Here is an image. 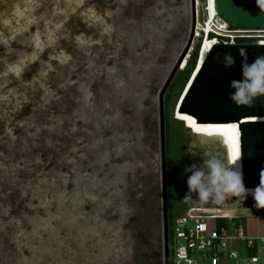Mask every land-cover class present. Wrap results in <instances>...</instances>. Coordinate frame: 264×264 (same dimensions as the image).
<instances>
[{
  "label": "rangeland",
  "instance_id": "374dc122",
  "mask_svg": "<svg viewBox=\"0 0 264 264\" xmlns=\"http://www.w3.org/2000/svg\"><path fill=\"white\" fill-rule=\"evenodd\" d=\"M73 1L0 0V264H163L161 176L155 177L135 158L143 161L144 154L152 156L157 151L155 155L161 159L160 102L165 112L180 67L169 78L192 31L172 42L166 62L157 63L149 73L151 86L144 92V87L133 90L132 97L140 96L135 100L139 105L152 100L149 113L155 114L150 124H137L145 150L129 152L133 159L129 165L111 153L118 141L111 140L108 147L99 142L101 134L95 124L110 118V108L108 102H101L99 108L91 91L95 82L102 81L105 86L116 68L112 55L116 27L95 10V16L85 17L87 0H79L78 5ZM159 47L151 50L147 45L139 50L145 57L151 52L150 58H145L147 65L156 64ZM188 58L187 54L184 61ZM184 61L181 67L186 66ZM157 83L154 92L152 86ZM186 84L179 82L170 94L174 118L170 122V156L175 172L170 204L168 196L171 254L179 243L175 220L186 214L189 200L193 206L239 214L234 222L242 223L247 235L264 236V210L254 206L252 195L230 197L217 204L211 199L202 203L198 193L189 192L187 180L192 173L186 169L202 167L209 156L226 163L231 149L237 147L242 171L243 164L239 122L175 120ZM157 182L158 188L151 189ZM143 188L155 195L147 207L149 215L145 214L141 223L145 232L141 236L132 230L124 238L118 222L129 216L135 204L134 189ZM188 195L190 199L185 200ZM121 204L129 213L119 211ZM93 220L104 233L99 242L89 229L81 231ZM103 223L112 230H105ZM114 234L115 244L123 246L109 250L106 245ZM242 252L247 250L242 248ZM258 254L264 256V248Z\"/></svg>",
  "mask_w": 264,
  "mask_h": 264
},
{
  "label": "flooded vegetation",
  "instance_id": "af4514ba",
  "mask_svg": "<svg viewBox=\"0 0 264 264\" xmlns=\"http://www.w3.org/2000/svg\"><path fill=\"white\" fill-rule=\"evenodd\" d=\"M73 2H76L75 5H78L80 1L74 0ZM87 2L88 6L84 10L85 17L89 16V18H91L95 16L96 14L93 11L95 10L96 13L108 17L109 24L112 23V25H114L117 30L116 37L114 38L116 42V48L112 54L114 58L113 66L116 68L110 72V77L108 78L109 82H107L106 79L107 84L105 86H103L102 81H99L98 85L95 82L91 88L98 107L102 103L108 102V107L110 108V111L107 112L110 118L103 119L101 122H96V131H99L98 135L101 134L99 137L101 138L99 142L103 143L106 147H108L107 143L111 140L118 141V143H116L114 146V150H112L113 148H110L112 151L111 153H117L119 159L121 158L124 162H128L129 165H131L133 164V159L131 160V158L128 156V153L133 151L135 148L136 150H145V148L142 146V142H140L142 135L140 136L136 132V129L138 128L137 124L139 122L150 124V120L154 121L153 114H155V111L152 113V115L149 113V111L152 110V100L150 99L148 100V104L144 105L143 103V105L140 104V106L139 101L135 102V100H138V97L140 96L135 95V97H132L134 94L133 90L144 87V92L145 88H149L151 86V82H148L147 80L152 81L150 78H148L149 73L154 71V67H156L157 63L166 62L167 53L168 51L172 50V42H174L179 37H184L189 30H193V0H87ZM258 40V38H248L240 39L239 42L246 41V43H248L247 41H252L251 43H254ZM147 45H150L151 50L160 46L159 50L161 53L158 54L157 60H155L156 64L154 66H149L147 65V62H145V58H150L151 52L149 53L150 55L147 54L146 57L139 54V50ZM105 74L108 75L107 71ZM163 76H165V72ZM159 85L160 83H157L155 86H152L154 92L155 87ZM136 115L138 117H136ZM126 139H129V141H126ZM160 151V160L158 156L156 157L155 152L157 151H155L153 152L154 155L152 156L149 152L144 154L143 161L141 158H135V161L141 166H145L150 169L155 177L159 178V176H161L162 181V143ZM170 153L171 151L168 150L166 136L165 166L167 174V192L169 191L168 165L173 164ZM128 169L129 167L127 170ZM157 185L158 182L154 183L151 185V189L158 188ZM134 193H136V195L132 197V200L135 201V204L132 205L133 208L131 209L130 213L129 210L126 209V205L124 206L121 204V206H118L119 211L123 210L124 212L129 213V216H127L126 219L123 216V218H121L122 221L118 222V227L120 226L122 228V232H119V234H122L124 238H127L129 236V231L132 230L143 236L145 229L141 223H143L145 220V216L149 215V213L146 212L150 200L152 201L153 198L155 199V195L153 196L148 192V190H145L144 188L142 190L134 189ZM132 195L133 192L131 196ZM122 206L124 207L122 208ZM77 219L79 218L77 217ZM77 221L75 222L77 223ZM122 222H125V226L121 224ZM102 227L105 230L110 229L108 224L105 223L102 224ZM87 229L93 232V234L98 238V242L101 236L104 235V233H102L98 227L97 222L94 220L89 225H86V229L81 228V231L85 232ZM138 239H140V237ZM108 241L110 243H108L106 247L109 250H111L110 247H115L114 245L118 247L121 244V246H123L122 243L115 244L117 241L116 234H114L113 239ZM170 244L169 231V259L171 264L173 260V254H171ZM117 249L119 252H122V248ZM163 264H165V259H163Z\"/></svg>",
  "mask_w": 264,
  "mask_h": 264
},
{
  "label": "water",
  "instance_id": "95a60500",
  "mask_svg": "<svg viewBox=\"0 0 264 264\" xmlns=\"http://www.w3.org/2000/svg\"><path fill=\"white\" fill-rule=\"evenodd\" d=\"M218 13L234 28H264V8L258 0H216ZM196 24L195 0H193V30L185 49L181 53L173 73L181 66L194 37ZM246 53V61L251 64L257 56L264 55V44L237 43L216 44L208 52L204 64L195 76L192 74L186 89L192 80L182 100L181 111L190 114L197 122H239L242 144V164L244 183L247 188H255L264 170V96L257 98L251 107L237 106L229 98L235 90L229 85L231 80L242 79V62L240 50ZM230 53L235 57L231 68L224 67V55ZM194 76V78H193ZM193 78V79H192ZM185 89V90H186ZM185 92V91H184ZM163 92L161 94V97ZM177 110L179 108L177 107ZM161 143L163 155L162 196H163V244L165 264L169 259V221L167 174L165 166V115L161 101L160 113ZM190 129V127H188Z\"/></svg>",
  "mask_w": 264,
  "mask_h": 264
},
{
  "label": "built area",
  "instance_id": "2783aa9c",
  "mask_svg": "<svg viewBox=\"0 0 264 264\" xmlns=\"http://www.w3.org/2000/svg\"><path fill=\"white\" fill-rule=\"evenodd\" d=\"M195 7L197 19L193 42L197 43L188 53V60L200 43L199 61L207 40L212 47L237 44L240 39L248 38H258L256 43L264 44V28L232 27L217 10H211L210 0H196ZM197 62L192 74L197 70ZM184 68L180 66L181 70ZM239 217V214L228 216L214 208L190 207L185 215L175 220L174 234L179 243L172 253L171 264H264V256L258 254L264 248V236L247 235L244 225L234 222ZM242 248L247 252H242Z\"/></svg>",
  "mask_w": 264,
  "mask_h": 264
},
{
  "label": "clouds",
  "instance_id": "9594fccd",
  "mask_svg": "<svg viewBox=\"0 0 264 264\" xmlns=\"http://www.w3.org/2000/svg\"><path fill=\"white\" fill-rule=\"evenodd\" d=\"M258 4L264 8V0H258ZM240 56L243 57L242 79L231 80L229 86L235 91L230 93L229 98L238 107H251L257 98L264 96V55L257 56L251 64L247 63L243 49ZM223 63L225 68H231L235 64V57L226 53ZM177 120L183 122L182 119ZM240 161V151L232 148L226 163L216 156H209L204 159L202 167L192 165L187 168L186 171L192 173L187 180L189 192L198 193V200L202 203L211 199L217 204L230 197L246 199L252 195L254 206L264 209V170L261 171L258 185L252 189L246 188ZM187 199H190L189 195L185 197Z\"/></svg>",
  "mask_w": 264,
  "mask_h": 264
},
{
  "label": "trees",
  "instance_id": "16d2710c",
  "mask_svg": "<svg viewBox=\"0 0 264 264\" xmlns=\"http://www.w3.org/2000/svg\"><path fill=\"white\" fill-rule=\"evenodd\" d=\"M211 35H214V34H211ZM199 46H200V43H198L197 44V46H196V48H195V50L193 51V53H192V55H191V58L188 60V63H187V65H186V67L184 68V69H182L181 70V74L178 76V78H177V82H175L174 81V83H173V86H172V88H171V92L169 93V95H168V97H167V101H166V109H165V122H166V136H167V143H168V150H170L171 151V146H170V139H171V131H170V122H171V119L173 120L174 118H173V112L170 110V108H169V106H170V94L173 92V90L176 88V86H177V84L179 83V82H182V86H184L186 83H187V81L189 80V78H190V76H191V74H192V72H193V70L195 69V66H196V62H197V58H198V51H199ZM192 61H194V64H193V66L191 67V69H189L188 70V68H189V66H190V64H191V62ZM176 118H178V119H183V120H187V119H194V118H179V117H176ZM175 120H177V119H175ZM177 121H180V120H177ZM180 122H182V121H180ZM171 154H172V151H171ZM169 166V171H168V189H169V204H170V197H171V193H170V191H171V184H172V177H173V175H174V166H173V164H169L168 165ZM194 204L189 200L188 201V209L190 208V207H192ZM187 209V210H188ZM261 210H264V209H261ZM171 224V221L169 220V225Z\"/></svg>",
  "mask_w": 264,
  "mask_h": 264
},
{
  "label": "bare ground",
  "instance_id": "6f19581e",
  "mask_svg": "<svg viewBox=\"0 0 264 264\" xmlns=\"http://www.w3.org/2000/svg\"><path fill=\"white\" fill-rule=\"evenodd\" d=\"M199 2V1H198ZM210 3H211V10L212 11H216L217 9H216V7H215V0H210ZM213 6H214V9H213ZM212 44H211V42H209L208 40L205 42V46L203 47V50H202V54H201V57H200V59H199V64H198V67H197V70H196V72H195V74L198 72V71H200V69L202 68V66H203V64H204V61H205V58H206V56L208 55V51H209V49L211 50L212 48ZM188 62V60L186 59L185 61H184V64H186ZM197 62V63H198ZM185 67V66H184ZM194 71V70H193ZM199 73V72H198ZM195 74H194V76H195ZM194 76H193V78H194ZM191 77V76H190ZM192 78V79H193ZM190 79V78H189ZM189 81V80H188ZM190 84H192V80L190 81V83H189V85H188V87H187V89L189 88V86H190ZM187 85V84H186ZM186 87V86H185ZM185 89V88H184ZM187 89L185 90V92H184V94L186 93V91H187ZM184 94H183V96H184ZM181 96V95H180ZM183 96H182V98H183ZM182 98H181V100H182ZM181 102H179V104H180ZM178 108H179V110H177V112L175 111V115L177 116V117H179V118H193L190 114H188V113H185V112H182L181 111V107H179L178 106ZM228 216H231V215H228Z\"/></svg>",
  "mask_w": 264,
  "mask_h": 264
},
{
  "label": "snow or ice",
  "instance_id": "6c2138e0",
  "mask_svg": "<svg viewBox=\"0 0 264 264\" xmlns=\"http://www.w3.org/2000/svg\"><path fill=\"white\" fill-rule=\"evenodd\" d=\"M233 130H234V127H233ZM197 131H200V129H197ZM229 139H230V140H232V139H233V137H232V136H230V137H229ZM233 148H235V149H237V150H238V148H237V147H233Z\"/></svg>",
  "mask_w": 264,
  "mask_h": 264
}]
</instances>
